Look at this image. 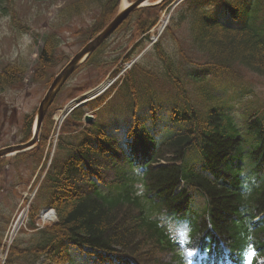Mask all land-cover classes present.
<instances>
[{"label": "trees", "instance_id": "16d2710c", "mask_svg": "<svg viewBox=\"0 0 264 264\" xmlns=\"http://www.w3.org/2000/svg\"><path fill=\"white\" fill-rule=\"evenodd\" d=\"M32 1L53 4L58 0ZM254 1L256 4L249 0L236 14L233 11L243 6V0H186L172 22L177 27L182 22L189 24L196 53L206 59L204 66L215 67L218 73H236L242 66L264 76V10L258 13L264 2ZM119 3L71 0L60 8L52 30L43 37L33 81L45 79L49 70L61 63L58 48L62 39L55 30L61 22L96 10L98 14L89 26L74 31L85 42L115 16ZM168 3L141 9L135 32L145 34ZM217 9L232 12L236 20L249 13L254 20L248 18L231 27ZM0 17H9L19 32L30 29V24L18 17L16 0H0ZM37 39L35 36L34 41ZM103 47L83 66L105 69L115 64L118 59L105 58ZM158 48L163 52L160 63L164 71L151 74L154 91L143 82L146 94L145 98L140 96L135 71L126 76L136 106L142 109L150 104L153 117L148 110L132 116L121 140L97 122L85 126L86 109L75 110L63 126L55 156L31 205L32 231L23 230L13 241L5 264H68L76 252L94 255L99 264H183V254L176 250L175 239L162 224L163 215L190 218V248L206 251L209 256L214 245L221 257L225 246H246V252L253 247L264 261V110L251 106L245 118L248 128L240 133L226 104L217 103L219 96L207 89L204 78L200 74L192 77V82L188 80L191 75L182 78L185 68L176 61V69L162 46ZM185 61L190 58L186 56ZM27 70L28 62L22 57L6 64L0 71V93L22 85ZM145 72L143 69L140 76L146 77ZM160 81L171 83L172 89L159 87ZM165 115L163 122L160 117ZM50 117L51 113L44 121L46 133L39 144L16 159L31 157L35 167L39 164L52 124ZM32 123L33 115L27 114L22 130L26 140L31 137ZM242 150L249 158L246 164L237 160ZM190 152L192 158L187 156ZM6 162L0 159V174ZM243 183L250 191L243 190ZM200 192L206 194V200L198 209L194 204L198 205ZM42 207H53L57 221L34 230ZM10 216L0 212V248ZM252 262L258 264L255 258Z\"/></svg>", "mask_w": 264, "mask_h": 264}, {"label": "rangeland", "instance_id": "374dc122", "mask_svg": "<svg viewBox=\"0 0 264 264\" xmlns=\"http://www.w3.org/2000/svg\"><path fill=\"white\" fill-rule=\"evenodd\" d=\"M70 1L71 0H58L53 4H46L36 3L32 0H16L18 17L22 22L30 24V29L26 33L19 32L18 29L14 28L11 25L9 17H0V71L6 64L20 57L28 62V70L22 85L8 88L0 94V148L21 143L26 140L22 133L25 115L37 112L39 104L47 92L53 77L58 74L68 63L69 59L81 49L83 43L79 35H76L74 31L80 27L89 26L95 19L96 14H98L95 10L76 15L68 20L67 23L61 22V25L55 29L62 39V43L58 48V57L61 58V63L57 67L49 70V74L45 79L33 81L32 78L36 71L38 53L44 44L43 37L52 30L54 18L60 8ZM121 7L123 6L121 5ZM263 10L264 7L259 10L258 13ZM163 13H165V10H162L160 15ZM139 16L137 12L133 14L128 23L116 31L103 47L104 57L110 61L118 59L117 64L110 65L105 69L80 67L59 91L52 105L53 108L50 110L52 115L49 118V123L52 122V124L48 129L49 132L46 139V146L51 145L49 147V152L53 149V146L56 145L57 136L59 137L58 119L61 118L63 114L61 110L73 100L86 98L87 92L92 89V87H89L90 85L101 79V82H105L107 80V75L104 78L103 76L106 73H111L119 64H123V57L126 54H129L134 60L140 62V65L135 68V75H141L142 70L145 68L149 71L158 72V74L164 71V65L158 60V55L161 52L160 50L156 49L154 51V47H151L149 51L142 54L148 47L149 39L135 32L134 25ZM253 20L254 17L250 21L252 22ZM262 25H264V20ZM167 32L168 30L166 29L162 33L158 43L160 42L164 46L167 54L178 60V62L181 61L185 63L184 66H182V68H185L181 74L182 78L185 79L190 75H197V67H192L194 68L192 69L188 65L203 66L206 59L199 57L197 54L198 52L188 25L182 23L178 30L173 33ZM35 36H38L36 41H34ZM183 55L188 56L190 61H185ZM125 67L126 64L115 75L118 76L120 74L121 77L114 89L110 91V93L113 94L110 95L111 97L105 100L100 107H98V101H91L84 107L87 108V113L94 117V120L97 118V123L99 125L114 133L119 138H123L126 135L129 108H133V111L130 110L131 117L135 113V107H133L135 99L132 97L131 82L125 80L120 90L117 91L126 73L131 70V67L124 70ZM229 73L231 72L226 71L224 74L220 72L217 73L218 77L211 76L209 78L212 86L225 89L227 97L229 94L235 97L234 101L236 104L232 109L236 118L240 119L242 117L245 107L251 108V106H256L264 108V76L245 69L242 66L236 68V73ZM145 74L147 82L150 85V90L154 91L153 86L155 82L153 81V76L150 73L145 72ZM230 75H234V77H229ZM137 78H139L137 80V85L140 96L145 98L146 93L143 94L144 79H142L141 76ZM159 87L168 90L172 89L171 83L162 81H160ZM150 108V106L147 107V109ZM84 125L87 124L84 123ZM45 133L46 130L43 129L42 135H45ZM38 144L39 142L37 145ZM13 158L14 155L7 157L5 170L0 174V212L3 213L4 217L10 213L11 216L9 221L11 218L16 221L20 214H25L26 216L27 207L31 203V200H33L36 190L34 185H29L31 182L28 183L35 172L34 163H32L30 159L18 160ZM25 195H27L26 198H24ZM164 223L180 241L185 240L187 232L183 224L177 223L171 219H165ZM185 256L190 258L193 256V253L185 251ZM92 260L89 261L88 255L77 253L74 256L73 262L68 264H93Z\"/></svg>", "mask_w": 264, "mask_h": 264}, {"label": "water", "instance_id": "95a60500", "mask_svg": "<svg viewBox=\"0 0 264 264\" xmlns=\"http://www.w3.org/2000/svg\"><path fill=\"white\" fill-rule=\"evenodd\" d=\"M146 0H136L124 10L118 13L116 17L91 41H89L74 57L70 62L60 71V73L54 78L51 83L45 97L42 99L37 113L36 128L34 131V136L26 143L9 146L0 149V157L9 155L15 151L23 152L31 149L35 143L38 141L39 132L42 126L45 114L52 104L56 94L68 79V77L74 72L77 66L85 60L106 38H108L114 30L128 17V15L139 8ZM90 116H86V121L91 122Z\"/></svg>", "mask_w": 264, "mask_h": 264}, {"label": "bare ground", "instance_id": "6f19581e", "mask_svg": "<svg viewBox=\"0 0 264 264\" xmlns=\"http://www.w3.org/2000/svg\"><path fill=\"white\" fill-rule=\"evenodd\" d=\"M128 4V1L127 0H122V6H126ZM108 82L106 83H103L99 88H96L91 94H96L98 93L99 91H101L102 89H104L106 86H107ZM93 94V95H94Z\"/></svg>", "mask_w": 264, "mask_h": 264}, {"label": "clouds", "instance_id": "9594fccd", "mask_svg": "<svg viewBox=\"0 0 264 264\" xmlns=\"http://www.w3.org/2000/svg\"><path fill=\"white\" fill-rule=\"evenodd\" d=\"M138 172H139V170H138ZM242 188H243V190L246 191V192H247V191H250V188L248 187V185H247L246 183H243V184H242Z\"/></svg>", "mask_w": 264, "mask_h": 264}, {"label": "snow or ice", "instance_id": "6c2138e0", "mask_svg": "<svg viewBox=\"0 0 264 264\" xmlns=\"http://www.w3.org/2000/svg\"><path fill=\"white\" fill-rule=\"evenodd\" d=\"M189 264H191V261H189Z\"/></svg>", "mask_w": 264, "mask_h": 264}]
</instances>
